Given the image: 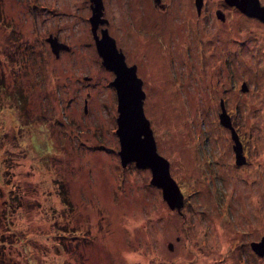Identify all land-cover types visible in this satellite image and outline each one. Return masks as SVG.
<instances>
[{
    "label": "rangeland",
    "instance_id": "rangeland-1",
    "mask_svg": "<svg viewBox=\"0 0 264 264\" xmlns=\"http://www.w3.org/2000/svg\"><path fill=\"white\" fill-rule=\"evenodd\" d=\"M102 1L183 205L121 164L91 1L0 0V264H264V23L225 0Z\"/></svg>",
    "mask_w": 264,
    "mask_h": 264
},
{
    "label": "water",
    "instance_id": "water-1",
    "mask_svg": "<svg viewBox=\"0 0 264 264\" xmlns=\"http://www.w3.org/2000/svg\"><path fill=\"white\" fill-rule=\"evenodd\" d=\"M92 14L89 17L91 31L95 41L98 55L101 57L102 65L114 74L110 81L117 96V129L116 134L119 139L118 155L122 166L133 162L136 167L151 171V183L162 189L163 199L171 209L178 210L183 205V194L177 182L169 172V161L160 155L156 148L150 122L144 114L143 102L145 92L142 88L143 80L137 75L136 65H128L125 61L124 53L116 46L115 39L109 35L106 28L97 34L98 25L107 22L102 18L103 1L90 0ZM229 5L237 7L247 16L255 17L264 23V4L259 0H225ZM203 0H195L196 9L200 12ZM217 15L222 18V13L217 11ZM52 52L58 56L60 50H65L68 46L60 42L57 37H47ZM247 89L246 84H242V90ZM221 112L219 114L220 124L228 128L234 141V151L236 153V163L244 162L242 154V144L236 133L230 115L226 112L223 99L220 100ZM251 249L258 256L264 257V236L259 241L250 243Z\"/></svg>",
    "mask_w": 264,
    "mask_h": 264
},
{
    "label": "flooded vegetation",
    "instance_id": "flooded-vegetation-1",
    "mask_svg": "<svg viewBox=\"0 0 264 264\" xmlns=\"http://www.w3.org/2000/svg\"><path fill=\"white\" fill-rule=\"evenodd\" d=\"M157 2H160V0H157ZM223 4L224 5H226V6H228V7H235V6H232V5H229L226 1H224L223 2ZM202 6H203V4H202ZM225 6V7H226ZM161 8L163 9L164 8V5L162 6L161 5ZM235 8H237V7H235ZM201 9H202V7H201ZM238 9V8H237ZM217 10H220V9H217ZM220 12H221V10H220ZM222 13V18L220 19V21H222V22H225L226 21V16H225V14L223 13V12H221ZM198 15L200 14V12H198L197 13ZM249 17V16H248ZM121 50V49H120ZM122 51V50H121ZM114 75V74H113ZM257 255V254H256ZM261 257V256H260Z\"/></svg>",
    "mask_w": 264,
    "mask_h": 264
}]
</instances>
